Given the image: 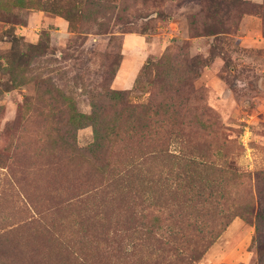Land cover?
Returning a JSON list of instances; mask_svg holds the SVG:
<instances>
[{"label": "rangeland", "instance_id": "obj_1", "mask_svg": "<svg viewBox=\"0 0 264 264\" xmlns=\"http://www.w3.org/2000/svg\"><path fill=\"white\" fill-rule=\"evenodd\" d=\"M219 1L0 0V264H112L139 177L145 235L217 219L170 264H264V0Z\"/></svg>", "mask_w": 264, "mask_h": 264}, {"label": "trees", "instance_id": "obj_2", "mask_svg": "<svg viewBox=\"0 0 264 264\" xmlns=\"http://www.w3.org/2000/svg\"><path fill=\"white\" fill-rule=\"evenodd\" d=\"M222 3H226V15L230 10V3L221 0L219 2H213V5L217 11L220 9L217 8L218 5L220 6ZM234 7L250 8L251 4L246 0H235L232 8ZM219 20L222 24L226 23V17L220 18ZM218 32L222 33L224 31ZM210 33L212 34L216 32ZM116 94L122 96L124 93L117 92ZM151 168H154L153 165L146 164H144L142 168H139L138 174H143L144 180L147 179L146 183H148V181L152 182L153 180L154 174ZM132 184L134 186L130 188V190L133 192V197L135 200L134 206L133 203L129 204V206L126 203L124 214L126 228H123L121 233H119L117 229L113 236L109 239V249L114 253L112 264H126L128 261L130 264H141L144 259L157 262L163 261L166 264H170L172 260H175L176 263H182L188 260V258H191L192 260L198 259V257L203 253V249L207 248L217 235V233L213 232L212 230L206 231L204 229L205 226L217 222L215 216L205 215L203 210L194 209L196 214H194L192 220H189L187 223H184L183 219H178L175 221L174 227H171L170 223L168 222V227L165 233L158 229H149L145 235L139 224H135L133 221V217L137 214L135 213V207L138 204L140 205V209L154 208L156 205V199L153 195L154 191L152 188L149 190H146L145 188L143 189L140 177L138 182L132 179L130 185ZM142 191L144 192L141 193ZM196 192L197 191L194 190L193 194L198 202L201 200H206V198H204L200 193ZM186 193H190V191H186L185 195ZM136 199H138L137 202ZM184 200L185 201L181 203V206H183L186 201H189L193 206L196 205L193 203V197H187L186 195ZM34 207L37 212L34 211L33 215L35 214L36 216H33L31 219H29V223L32 224L42 222L40 215L43 213V210L38 209L36 206ZM168 212V216H171V211ZM130 221L132 222L130 223ZM199 223L202 226L200 230L197 228V226H200L198 225ZM201 223H204V225ZM66 233L69 232L66 231L65 233L60 234V240L63 242H68L70 239L74 238L70 233L69 236ZM120 234L124 236L122 240H119ZM148 240L151 241V244L147 243ZM159 240H161L160 245L159 247H156L154 242Z\"/></svg>", "mask_w": 264, "mask_h": 264}]
</instances>
